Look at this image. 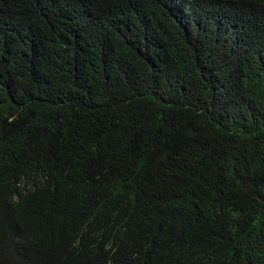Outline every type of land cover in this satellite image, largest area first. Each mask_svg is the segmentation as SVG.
Here are the masks:
<instances>
[{
	"label": "trees",
	"instance_id": "1",
	"mask_svg": "<svg viewBox=\"0 0 264 264\" xmlns=\"http://www.w3.org/2000/svg\"><path fill=\"white\" fill-rule=\"evenodd\" d=\"M190 1L0 0V264H264V0Z\"/></svg>",
	"mask_w": 264,
	"mask_h": 264
},
{
	"label": "clouds",
	"instance_id": "2",
	"mask_svg": "<svg viewBox=\"0 0 264 264\" xmlns=\"http://www.w3.org/2000/svg\"><path fill=\"white\" fill-rule=\"evenodd\" d=\"M182 3L186 12L196 9L190 0H182ZM114 227V219H103L99 230L92 233L90 243L73 230L53 236L30 227L26 235L32 245L29 251L20 257L11 255L5 264H70L73 259L78 263L114 264L115 253L108 249ZM174 264H204V261L177 259Z\"/></svg>",
	"mask_w": 264,
	"mask_h": 264
}]
</instances>
